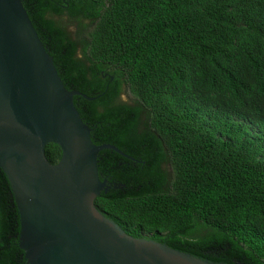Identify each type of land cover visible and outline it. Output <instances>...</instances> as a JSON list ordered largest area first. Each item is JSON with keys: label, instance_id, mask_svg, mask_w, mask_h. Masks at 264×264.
Here are the masks:
<instances>
[{"label": "trees", "instance_id": "1", "mask_svg": "<svg viewBox=\"0 0 264 264\" xmlns=\"http://www.w3.org/2000/svg\"><path fill=\"white\" fill-rule=\"evenodd\" d=\"M31 1L63 83L86 95L74 100L93 142L123 152L99 153L97 208L134 237L264 264V0ZM46 155L57 163L61 147ZM19 233L0 167V264H27Z\"/></svg>", "mask_w": 264, "mask_h": 264}, {"label": "water", "instance_id": "2", "mask_svg": "<svg viewBox=\"0 0 264 264\" xmlns=\"http://www.w3.org/2000/svg\"><path fill=\"white\" fill-rule=\"evenodd\" d=\"M23 0H0V167L20 217L27 264H225L137 238L105 216L97 145ZM93 99V98H88ZM49 143L62 155L52 163Z\"/></svg>", "mask_w": 264, "mask_h": 264}, {"label": "flooded vegetation", "instance_id": "3", "mask_svg": "<svg viewBox=\"0 0 264 264\" xmlns=\"http://www.w3.org/2000/svg\"><path fill=\"white\" fill-rule=\"evenodd\" d=\"M25 2H27V4H28V6H29V8H30V10H33L34 9V6H35V4L31 1V0H24ZM33 1H35V0H33ZM58 0H47V2H49L50 4H52L53 6L55 5V6H60V7H62V8H64V9H68L69 7H70V2L68 1V0H62V1H58ZM24 4V3H23ZM48 15L50 16V17H52V18H54V20L55 21H57L59 24H65V20H67V21H70L69 20V17L66 15V14H63V15H58V14H56L54 11L52 12V11H50L49 13H48ZM65 19V20H64ZM90 23V21L89 20H87L86 21V23L85 24H89Z\"/></svg>", "mask_w": 264, "mask_h": 264}, {"label": "rangeland", "instance_id": "4", "mask_svg": "<svg viewBox=\"0 0 264 264\" xmlns=\"http://www.w3.org/2000/svg\"><path fill=\"white\" fill-rule=\"evenodd\" d=\"M65 20V19H64ZM65 24L68 28V30L74 35L76 36L78 32H83V26L81 27L79 25V23L77 21H67L65 20ZM87 32V29L84 30V33ZM122 99L126 102H132L134 101V98L132 97V95H130V93L128 91H125V93L122 95Z\"/></svg>", "mask_w": 264, "mask_h": 264}]
</instances>
